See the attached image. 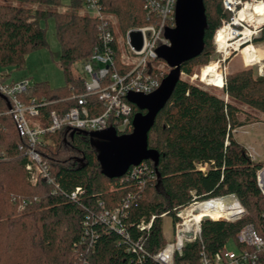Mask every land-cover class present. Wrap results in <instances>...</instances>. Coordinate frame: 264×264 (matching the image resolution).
I'll list each match as a JSON object with an SVG mask.
<instances>
[{
    "label": "trees",
    "instance_id": "obj_1",
    "mask_svg": "<svg viewBox=\"0 0 264 264\" xmlns=\"http://www.w3.org/2000/svg\"><path fill=\"white\" fill-rule=\"evenodd\" d=\"M101 1L114 14L120 32L146 22L141 0ZM203 5L204 45L181 65L186 76L197 65L207 64L215 52V31L230 15L221 0H203ZM60 6V0H0V68H21L31 50L46 46L40 21L53 18L64 83L51 87L45 80L33 82L26 95L46 100L42 114L54 109L64 112L74 105L70 96L81 93L84 86L71 66L83 62L100 42L97 19L82 11V0ZM263 40L264 26L252 42ZM9 76L0 70V82ZM220 90L221 94L180 78L147 133L148 147L157 157L143 160L134 174L130 166L120 177L106 175L94 137L87 132L61 128L44 134L49 141L40 150L59 185L57 192L42 179L36 185L27 180L25 157L18 150L22 138L10 115L3 113L8 104L0 95V264H159L148 256L139 262L137 252L128 250L116 233L94 219L98 201L106 209L128 201L125 226L133 238L143 235L141 244L152 254L165 243L160 213L172 217L191 201L233 194L247 215L234 221L206 219L201 241L185 244L174 264H199L201 252L211 255L230 239L241 250L245 246L236 234L246 224L264 239V193L256 180L264 160L252 159L234 135L235 129L252 123L247 109L264 114V75L251 68L231 69ZM86 102L102 109L96 95L87 96ZM131 106L133 115L138 109ZM76 186L82 192L72 200L69 193ZM151 214L157 216L149 230L140 232L136 224ZM254 264H264V251Z\"/></svg>",
    "mask_w": 264,
    "mask_h": 264
},
{
    "label": "built area",
    "instance_id": "obj_2",
    "mask_svg": "<svg viewBox=\"0 0 264 264\" xmlns=\"http://www.w3.org/2000/svg\"><path fill=\"white\" fill-rule=\"evenodd\" d=\"M221 1L223 7L230 13L228 19H222L221 26L227 25L232 28L236 39L244 29H251L252 33L247 40L251 43L252 38L259 35L264 23H257V26L253 27L244 21H236L239 10L249 0ZM256 1L261 2L264 8V0ZM175 4L176 0H141L146 22L120 32L114 14L105 10L101 0H82V11L97 19L100 42L81 62L85 73L81 77L84 90L70 96L74 99V105L64 112L54 109L47 114H42L41 107L46 104V100L43 97L26 95L33 85V81L28 78L0 82V94L8 104V108L3 113L10 115L17 134L22 138V142L18 144V150L24 154L26 178L31 185H36L42 179L50 186L52 192L60 190L58 183L49 173V166L40 150V147L49 141L44 134L65 128L87 133L112 129L121 135L132 128V104L127 101L126 95L128 93L148 94L159 86L164 77L165 61L156 63L154 61L159 58L157 49L170 45L169 38L165 36V29L175 26ZM131 30H137L141 34L142 44L139 49H135L129 41L128 33ZM214 51L222 56V61L231 53V55L238 54L237 50L229 49V54L224 56L217 51L215 43ZM219 61L220 59L217 58L216 62ZM254 64H259L258 73L262 74L264 59L256 57L255 62L245 66ZM181 75L186 74L181 71L180 78ZM188 77L191 82L198 77V74L193 73ZM223 85L224 81L219 88H223ZM90 95H96L102 106L100 111L96 105L87 104L86 97ZM250 157L252 158L251 155ZM138 165H132L131 174L136 173L139 169ZM256 180L264 193V167L257 171ZM81 192L82 188L76 186L69 193L70 199L76 200ZM201 201L204 200L191 201L186 206L175 210L171 217L170 237L164 236V245L152 254L148 253L141 244L143 235L140 234L135 239L125 226L123 219L127 214L128 201L112 209H106L103 202L98 201L100 208L94 214V219L103 223L109 231L116 233L118 242H122L128 250L137 252L139 262L148 256L159 264H174L175 256L182 254L185 244L196 240L201 241L202 224L207 220L195 217L191 211V207ZM246 213V209L239 203L238 215L226 220L234 221ZM156 216L151 214L149 219L141 218L136 228L142 233L147 232ZM158 216L163 218L168 216V212L160 213ZM236 239L245 247L241 250H233L223 246L211 255L201 252L199 264H254L258 254L264 251V239L251 224L243 226L236 234Z\"/></svg>",
    "mask_w": 264,
    "mask_h": 264
},
{
    "label": "water",
    "instance_id": "obj_3",
    "mask_svg": "<svg viewBox=\"0 0 264 264\" xmlns=\"http://www.w3.org/2000/svg\"><path fill=\"white\" fill-rule=\"evenodd\" d=\"M205 25L203 0H176L175 26L165 29L170 45L157 49V56L165 61L169 71L154 91L126 95L127 101L138 109L132 116L131 132L118 135L114 130L107 129L104 132L89 133L101 140L96 144L98 159L102 171L109 177H120L130 166L138 165L146 159H156V151L148 147L147 133L180 79L181 65L202 51ZM128 38L135 49L141 47L139 31L131 30Z\"/></svg>",
    "mask_w": 264,
    "mask_h": 264
},
{
    "label": "rangeland",
    "instance_id": "obj_4",
    "mask_svg": "<svg viewBox=\"0 0 264 264\" xmlns=\"http://www.w3.org/2000/svg\"><path fill=\"white\" fill-rule=\"evenodd\" d=\"M69 0H60L61 2V8H64V6L68 3ZM41 26L45 28V39H46V46L39 47L36 49L31 50L24 59V65L21 68H18L16 66H6L3 68H0V70L4 71L5 73L10 74L9 78L6 79V81L11 80H21L24 78L30 79V81H41L45 80L48 82V84L51 87L60 86L64 83V77L62 69L58 63V56L60 52V45L58 40L55 37L54 34V21L53 18L49 17L45 21H40ZM235 39V40H234ZM231 40V44L229 49H234V45L236 42L238 43L240 40L239 38H234ZM241 42V41H240ZM216 48L222 49L221 46L216 45ZM238 54L229 55L228 59L222 61V56L217 53H213L212 56H210V59L207 63L210 61H216L217 58L220 59L218 62V65L221 70V74L224 77L231 69H239V68H251L255 71L256 75H264V68H262V74L258 73V65L254 64L253 66H245L249 65V63L246 61L244 54L242 52V48L240 50H237ZM223 54V53H222ZM244 63H243V61ZM156 62H163L161 58H157ZM262 62V61H261ZM166 64V63H165ZM203 65H197L194 69V73H199L200 69ZM165 71H169V66L166 64L164 66ZM71 71L74 76L82 77L85 75L84 71L82 70V63L77 62L71 66ZM182 79H187L190 82V78L188 76H182ZM191 83H196L199 86L203 88H207L209 90H212L216 93L221 94V88L218 86H215L214 84H204L203 81H201L198 77L196 79H192ZM225 97V95H224ZM248 112H250L251 117H253L252 123L243 125L241 127H238L234 130V135L236 139L241 142L247 149L248 153L252 156L254 160H264V114L257 112L253 109H247ZM241 119L244 118V115L240 116ZM101 142L100 139H97L94 137V143L99 144ZM264 167V166H262ZM247 215V213L245 214ZM244 215V216H245ZM243 217V216H242ZM216 218L218 219H225L224 217H213L212 219ZM232 217H229L230 219ZM209 221H206L207 223ZM171 217L170 216H164L162 218V230L163 235L166 238H169L171 235ZM227 249H233L237 250L236 244L234 240L230 239L227 241V243L224 245Z\"/></svg>",
    "mask_w": 264,
    "mask_h": 264
},
{
    "label": "bare ground",
    "instance_id": "obj_5",
    "mask_svg": "<svg viewBox=\"0 0 264 264\" xmlns=\"http://www.w3.org/2000/svg\"><path fill=\"white\" fill-rule=\"evenodd\" d=\"M239 20L244 21L253 27L257 26V23H264L263 4L256 0L246 1L238 12L236 21ZM251 33V29H244L242 34L239 36V40L241 42H236L233 47L235 50H237L240 45H243L242 52L249 64L251 62H255L256 59L255 48L247 41ZM234 38L236 37H234V31L232 28L227 25L220 26L215 31L213 40L215 45L222 47V49L218 48L217 51L223 53L224 56H227L229 54V47L231 44H233L231 43V40ZM221 73L222 72L218 63L216 61H210L201 67L198 77L206 84H214L215 86L220 87L221 83L223 82V76ZM191 211L195 217L201 218L203 220L212 219L213 217L233 218L239 213V202L232 195L211 198L195 203L191 207Z\"/></svg>",
    "mask_w": 264,
    "mask_h": 264
},
{
    "label": "crops",
    "instance_id": "obj_6",
    "mask_svg": "<svg viewBox=\"0 0 264 264\" xmlns=\"http://www.w3.org/2000/svg\"><path fill=\"white\" fill-rule=\"evenodd\" d=\"M251 44L255 48L256 57L259 59H264V40L263 41H257L255 43L251 42Z\"/></svg>",
    "mask_w": 264,
    "mask_h": 264
}]
</instances>
